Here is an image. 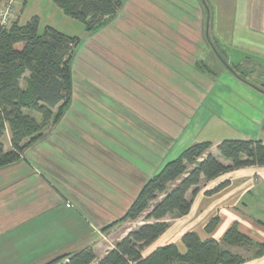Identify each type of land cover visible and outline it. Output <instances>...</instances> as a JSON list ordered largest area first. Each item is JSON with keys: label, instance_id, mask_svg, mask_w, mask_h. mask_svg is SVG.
Masks as SVG:
<instances>
[{"label": "crops", "instance_id": "1", "mask_svg": "<svg viewBox=\"0 0 264 264\" xmlns=\"http://www.w3.org/2000/svg\"><path fill=\"white\" fill-rule=\"evenodd\" d=\"M191 1L192 4L202 7L203 16L206 18V33L208 31L218 45L222 46L228 60L231 56L229 51L237 49L247 52L249 56L264 59V0ZM21 7L23 8L24 4L20 6L19 14L17 13L18 24ZM201 27L202 25H198L197 29L193 28L188 32L201 31ZM116 39L119 38L109 36L106 41L120 54L147 70L156 82L155 88L152 91L143 88L139 78L136 79L135 85H122L118 93L113 89L115 84L111 78L104 76L95 78L97 85L99 84L98 88H102V91L92 86H83L85 93L82 95L86 96L83 101L89 104L92 112L93 109L95 111L89 114L86 107L75 99L71 113L74 109L79 110L84 113L85 119L73 116L74 114L69 115L68 120L59 124L51 141L41 142L27 149L19 162L0 169V234L18 226L25 227L33 219L39 222L47 211L59 206L72 212L71 217L82 233V237L77 238L75 236L78 231L71 230L70 237L65 238L64 243L87 238L85 247L80 250L91 247L92 237L97 231L92 228L91 231L86 230L84 221L65 207L60 195L65 192L57 185L56 175H60V171L73 172L83 181V185L92 188L79 187L85 196H91L95 201L102 203L103 210L96 211L97 214L104 211L102 217L107 211L128 209L145 182L165 163L173 160L171 158L176 149L182 152L194 143L209 142L212 145L209 153L226 163L219 155L213 153L221 141L252 139L260 140L264 144V84L256 85L251 79L256 76H236L228 70L218 72L215 66L210 68V73H199L187 64L181 68L184 72L182 71L183 76L179 78L172 76L155 61L144 58L134 48L130 50L131 48L125 49L121 45L119 47ZM134 50L136 55L142 57L140 61L130 56ZM143 59L149 62L144 64ZM116 78L122 81L130 76L116 74ZM262 78L259 77L260 80H263ZM164 87H167V90ZM106 89L129 105L121 104V101L117 100L123 108H114V102L110 100ZM141 89L151 96L149 101H144L140 95ZM171 91L173 94L170 95ZM158 94L163 99L166 97L169 102L158 100ZM178 94L185 99L178 98ZM186 98H189L192 104L185 102L188 100ZM97 99L102 103L101 109L97 105ZM106 104L109 108L112 106L113 110L118 109L116 111L121 115H113L112 110L105 108ZM97 111L102 116H97ZM219 131H223L224 135H210ZM209 137L213 139H208ZM2 143L5 151L10 150L8 132ZM43 149L50 158L58 160L61 164V169L58 166V174L55 164H44L47 159L45 153L41 152ZM40 162L55 174V179L43 172L38 166ZM39 169L58 192L50 189L42 176L34 175ZM224 181L228 183L218 194L201 197L200 189L193 199L190 211L195 202H203L195 213L196 217L201 220L207 216L219 217L216 228L209 235L205 234L204 238L219 242L228 226L237 223L239 232L264 242V168L235 170L206 185ZM230 188L234 189L231 194L228 191ZM73 193L74 200H83V196L76 191ZM98 208L100 207L95 205L94 209ZM84 231L88 233L83 234ZM194 232L203 240L197 231ZM176 247L179 252L180 249L185 252L181 241ZM92 248L94 250L95 247ZM55 250L57 251L47 254L48 259L59 254L60 249ZM66 254L71 253L62 255ZM244 264H264V256Z\"/></svg>", "mask_w": 264, "mask_h": 264}, {"label": "rangeland", "instance_id": "2", "mask_svg": "<svg viewBox=\"0 0 264 264\" xmlns=\"http://www.w3.org/2000/svg\"><path fill=\"white\" fill-rule=\"evenodd\" d=\"M121 1L123 2V5L114 17L106 19L94 31L87 34L85 32V25L82 22L63 15L51 0H17L15 20L20 6L24 4V7H21L19 25H24L35 16L38 18L39 22V34L44 32L45 27H51L70 38H78V45L76 46L70 62V101L67 104L58 105L53 110L55 118L40 132V137L28 143L30 138L32 139L36 136L33 135L25 141L26 147L22 154L38 143L51 141L59 124L64 120H68L69 115L74 114L73 116L85 119L84 113L79 112V110L74 109L71 113L75 99L80 101L79 103L84 106V108L86 107L85 109L89 111V114L95 111L93 109L92 112L89 104L83 101L86 96L82 94L85 93L83 89V86L85 85L92 86L93 88L102 91V88H98L99 84L97 85V79H95L97 76H104L105 78L110 77L115 84L113 86L114 88H112L118 93L121 91L119 88H122V85H135L137 82L136 79L139 78L143 88L147 90L150 89V91L155 88L154 84L156 82L150 77L151 75L149 72L113 48L106 41V38L109 36L121 39H116L119 47L121 45L125 49L131 48L130 50L134 48L140 52L144 58L155 61L158 66L167 70L172 76H178L181 78L180 76H183L184 72L181 68H184L187 64L190 68L199 73H210L209 71L212 69L211 67L215 66V69H218V72L220 70H228L229 73H234L232 71L235 70L234 74H236V76H256L254 78L251 77L252 81L256 85L264 84V59L249 56L247 52L237 49L229 51L231 56L229 57L230 60H228L222 46L218 45V42L212 38L210 33L208 34V31L206 33V18L203 16L202 7L192 4L193 2L191 0ZM200 14H202V16ZM198 25H202L201 31L196 30L193 31V33L188 32L190 29H197ZM188 27L190 29H188ZM135 50L130 56H133L140 61L142 57L136 55L137 53ZM199 51H202L201 54H198ZM148 62L149 61L143 59L144 64H147ZM226 66L229 68H226ZM116 74L119 76H130V78L121 81L120 78H116ZM133 76H135V78H133ZM260 76L263 77V80L259 79ZM158 83L160 82L158 81ZM164 89L167 90V87H164ZM106 90L111 94L108 93L110 100L114 102V108L117 107L120 110L123 108L119 105L117 100H120L121 102H119L121 104L129 105L118 96L112 94L108 89ZM171 94H173V92L170 93V95ZM140 95L146 102L151 99V96H148L142 89ZM178 98L185 99V97L179 94ZM186 99L188 100L185 102L192 104L189 98ZM97 100L99 101L97 105L101 109L100 105L102 106V103L99 99ZM158 100L162 102L165 100L167 101L166 97L163 99L160 94H158ZM194 100L196 101L195 98ZM105 108H109L107 104ZM109 110H112V114L116 117L121 115L116 111L118 109H114V111L112 106ZM29 114L37 119V121L40 120L38 114L34 112H29ZM97 116H102V114L99 113ZM219 133L223 134V131L210 135L214 137V135ZM208 139L213 138L209 137ZM2 141H4V137L2 138ZM210 149L208 152H210ZM43 151L44 149L41 152L45 153L44 156L47 159V161H44L46 162L44 164L50 165L51 162V166L55 164L54 166L57 169L56 173L58 174V166L61 169V164H59L58 160L55 161L54 158H50L47 155V151ZM179 151V149H176L173 152L171 159L174 160L179 157L183 152ZM213 153L218 156L216 150L213 151ZM38 166H40L43 172L47 173L49 177L54 178L55 174L43 166L41 162ZM42 170L39 169V171H35L34 175L42 176L44 181L49 184V188L57 191L56 187L49 183L50 181L43 176ZM59 174L60 175H56L58 178L57 185L61 191L65 192L63 193L64 195L62 193L60 194L65 207L75 212L80 220L84 221L83 223L85 224L86 230L91 231L92 228L94 231H97V234L92 237L93 240L91 245V248L93 246L95 247L93 251L97 259L101 258L107 251L111 250L129 231L134 230L139 225L143 224V218L134 222H121L120 220L127 209L118 208L114 211H107V214H104L101 217V214H103L104 211L101 214H97L96 211L103 210L101 209L103 207L102 203L95 201L91 196H85V193L81 192L79 187L82 186L83 188L88 189L92 188L83 185V181L79 177H76L73 172L68 170H65L64 172L63 170L60 171ZM70 182H72V184ZM227 183V181H224L222 183L216 182L206 185V183L203 182L200 185L202 191L200 195L201 197H205L212 196L214 193L218 194L219 191L225 188ZM220 184L223 185L219 187ZM235 188L238 189V187ZM233 190L234 189L230 188L228 191L231 194L234 192ZM75 191L83 196V200H74L75 198L73 194L75 193L73 192ZM202 200L203 198H201L200 201ZM89 201L92 202L88 204ZM92 204H94V206H92ZM202 204L203 202H195L194 208L183 217H167V231L149 248L145 249L143 255L147 256L156 248L167 245L165 244L166 242H170L169 244L177 246V244H180L182 237L181 234L186 231H197L204 240V237L206 236L205 234H210L205 231V226L213 218H217V226L219 223V217L217 215L213 217L207 216L206 218L203 217L202 220L200 217H196L195 213L198 212L199 207L202 206ZM95 205H98L100 208L94 209ZM71 215L72 212L58 206L47 211L39 222H37L36 219V221L33 219V221L25 227L18 226L16 229L14 228L13 230L2 232V234H0V264H46L54 258L61 257L64 253L73 254L77 250L80 251L81 248L85 247V240L87 238L77 239V241L72 240L67 244L64 243L65 238L68 239L72 231L75 229L78 231L75 237H82V235H80L82 234L81 229L76 225V222ZM233 225H236L237 227V223H233L228 226V229ZM86 233H88V231H84L83 234ZM243 235L249 239V244L242 243L237 247L229 248L233 253H236L243 258L244 261L242 264L249 260L259 258L254 256L258 250L257 246L264 244V242L257 241V237L251 238L248 235ZM56 248L60 249L58 251L59 254H55L56 256L48 259L47 254L50 255L57 251L55 250ZM180 250V252H184L183 249ZM262 256H264V254ZM64 262L66 261H62L61 264Z\"/></svg>", "mask_w": 264, "mask_h": 264}, {"label": "trees", "instance_id": "3", "mask_svg": "<svg viewBox=\"0 0 264 264\" xmlns=\"http://www.w3.org/2000/svg\"><path fill=\"white\" fill-rule=\"evenodd\" d=\"M3 1L0 0V5ZM51 1L63 15L82 22L87 34L114 17L123 5L121 0ZM38 26L35 16L23 26L18 24L17 18L8 27L0 26V169L19 162L25 141L33 135L36 136L28 143L40 137V132L55 118L53 110L70 101V62L78 38H70L51 27H45L39 34ZM29 112L38 114L40 120ZM6 132L10 143L8 151L2 143ZM211 147L209 142L190 145L145 182L120 220L134 222L143 218V224L129 231L102 258L96 260L93 248L86 247L46 264L62 261H66L63 264H242L243 258L229 248L250 241L236 225L230 227L219 242L202 241L196 233L187 232L181 237L184 253L174 244H167L143 255L144 250L166 232L167 217L188 214L203 182H211L235 170L264 168V144L260 140L221 141L216 151L226 163L208 152ZM216 224L217 218L211 219L205 231L211 233ZM257 247L254 256L261 257L264 244Z\"/></svg>", "mask_w": 264, "mask_h": 264}, {"label": "built area", "instance_id": "4", "mask_svg": "<svg viewBox=\"0 0 264 264\" xmlns=\"http://www.w3.org/2000/svg\"><path fill=\"white\" fill-rule=\"evenodd\" d=\"M17 0H5L0 5V26L8 27L15 20Z\"/></svg>", "mask_w": 264, "mask_h": 264}]
</instances>
